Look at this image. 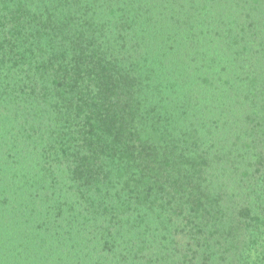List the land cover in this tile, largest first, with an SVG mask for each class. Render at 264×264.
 <instances>
[{"label": "trees", "instance_id": "obj_1", "mask_svg": "<svg viewBox=\"0 0 264 264\" xmlns=\"http://www.w3.org/2000/svg\"><path fill=\"white\" fill-rule=\"evenodd\" d=\"M0 264H264V0H0Z\"/></svg>", "mask_w": 264, "mask_h": 264}]
</instances>
